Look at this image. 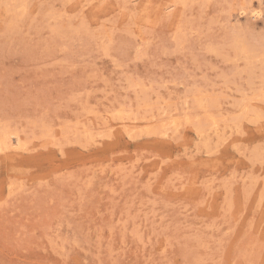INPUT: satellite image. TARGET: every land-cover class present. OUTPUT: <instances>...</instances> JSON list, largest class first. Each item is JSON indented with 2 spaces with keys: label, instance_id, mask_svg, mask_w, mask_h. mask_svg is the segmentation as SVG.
Returning a JSON list of instances; mask_svg holds the SVG:
<instances>
[{
  "label": "rangeland",
  "instance_id": "rangeland-1",
  "mask_svg": "<svg viewBox=\"0 0 264 264\" xmlns=\"http://www.w3.org/2000/svg\"><path fill=\"white\" fill-rule=\"evenodd\" d=\"M6 1L0 126L25 146L0 152V264H264V62L228 46L264 47V0ZM191 93L227 121L198 134Z\"/></svg>",
  "mask_w": 264,
  "mask_h": 264
},
{
  "label": "bare ground",
  "instance_id": "bare-ground-1",
  "mask_svg": "<svg viewBox=\"0 0 264 264\" xmlns=\"http://www.w3.org/2000/svg\"><path fill=\"white\" fill-rule=\"evenodd\" d=\"M122 1H124V0H122ZM174 1H176V0H174ZM187 0H182L181 2L182 3H185ZM193 1V0H192ZM196 1V0H195ZM244 1V0H243ZM243 1H242V3H243ZM245 2V1H244ZM6 3H8V5H9V8H11V10H13V13H12V19H15V17H17V16H21L22 15V13L24 12H22V11H20V10H24V5H22V3L21 2H19L18 0H7L6 1ZM24 3V2H23ZM250 3V2H249ZM252 3V2H251ZM192 4V3H191ZM155 6V5H154ZM172 6H173V4H172ZM231 6H232V4H231ZM158 7V6H157ZM171 6L170 5H167V6H164V8H157V13H159V14H161L162 13V11L163 10H167V9H169ZM183 7V6H182ZM184 8H185V6H184ZM17 11H20L19 12V14H18V12ZM154 11V10H153ZM168 11V10H167ZM132 12H134V11H132ZM262 1L261 0H257V4L256 5H253V4H249V5H242V4H240L239 5V8H238V14L239 15H244V14H249V13H251V17L253 18V19H256V18H259V17H261V15H262ZM16 13V14H15ZM155 13H156V11H155ZM200 13V12H199ZM16 16H15V15ZM21 14V15H20ZM50 14H52V13H50ZM49 15V14H48ZM56 15V14H55ZM50 16H53V15H50ZM58 16V15H57ZM22 17V16H21ZM49 17V16H48ZM138 19H139V16L137 17ZM146 19H148V17L146 18ZM186 19H189V18H186ZM11 20V19H10ZM9 20V21H10ZM19 20V19H18ZM13 22H14V20H13ZM10 23H12V22H10ZM84 24V23H83ZM82 24V25H83ZM180 25V24H179ZM185 25V24H184ZM187 25V24H186ZM169 26V25H168ZM233 26V25H232ZM69 27V26H68ZM71 27L72 26H70L69 28H67V31L68 30H71ZM75 27V26H74ZM82 26H79V28H81ZM84 27V26H83ZM86 27V26H85ZM88 27H89V25H88ZM78 27H77V29H79ZM87 28V27H86ZM85 28V29H86ZM73 29V28H72ZM84 29V30H85ZM192 29V28H191ZM190 29V30H191ZM233 29V28H232ZM58 30V29H57ZM60 30V29H59ZM80 30V29H79ZM81 30H83V28H81ZM83 30V31H84ZM88 30V29H87ZM179 30V29H178ZM235 30V29H234ZM238 30V29H237ZM237 30H236V32H237ZM72 31H74V29L73 30H71V32ZM240 31V30H239ZM76 32V31H75ZM77 32H79V31H77ZM191 32V31H190ZM194 32V31H193ZM56 33H58V36H59V34H61V32L59 33V32H56ZM83 33H85V32H83ZM91 33V32H90ZM80 34V33H79ZM178 35H179V33H177ZM185 34V33H184ZM61 35H64V34H61ZM90 35H94L93 33L92 34H90ZM227 35V34H226ZM225 35V36H226ZM180 36V35H179ZM244 36V35H243ZM243 36H241L239 33L237 34V33H234V34H232V37H231V39L229 40V48H230V50L232 51V58H230V59H232L233 60V62H235V61H237V60H243L244 62L243 63H246L247 62V65L248 64H250V65H252V64H254V63H257L258 61L259 62H264V47H262V48H257V47H255L253 44H251L248 40H246V38L245 37H243ZM92 37V36H91ZM175 37V36H174ZM184 38V37H183ZM225 38H227V37H225ZM176 39V38H175ZM181 39V38H180ZM179 39V40H180ZM172 40V39H171ZM174 41H176L177 42V39L176 40H174ZM183 41V40H182ZM227 41V40H226ZM180 42V41H179ZM179 42L178 43H175V45L176 44H179ZM263 42V41H262ZM181 43V42H180ZM183 43H184V41H183ZM221 46V45H220ZM219 47V46H218ZM221 48V47H220ZM212 49H213V47H212ZM261 51H260V50ZM217 52V51H216ZM219 53H221V52H219ZM223 54V53H222ZM223 56V55H222ZM226 56H227V59H228V54L227 55H225V58H226ZM223 58H224V56H223ZM224 58V59H225ZM227 59H225V60H227ZM258 66V65H257ZM244 67V66H243ZM242 67V68H243ZM262 67V66H261ZM245 68V67H244ZM260 68V67H259ZM262 68H264V67H262ZM241 71V70H240ZM243 72V71H242ZM252 72V71H251ZM264 72V71H263ZM250 73V72H249ZM262 74V73H261ZM232 76H233V74H232ZM228 78V77H227ZM247 79H248V76H247ZM261 79H262V76H261ZM132 80V79H131ZM225 80H226V78H225ZM260 80V79H259ZM140 81V80H139ZM263 81V80H262ZM132 82V84H134L133 83V81H131ZM227 82V81H226ZM141 83V82H140ZM195 83V82H194ZM249 83V82H248ZM131 84V85H132ZM236 84V83H235ZM240 84V83H239ZM262 83H260V85H261ZM247 85V84H246ZM136 85L134 84V87H135ZM226 86V85H225ZM237 86V85H236ZM243 86V85H242ZM131 87V86H130ZM133 87V88H134ZM192 87V86H191ZM132 88V87H131ZM132 88V89H133ZM142 88V87H141ZM140 88V89H141ZM143 88H144V85H143ZM142 88V89H143ZM146 88V87H145ZM188 88V87H187ZM190 88V87H189ZM194 88V87H193ZM203 88V87H202ZM241 88V87H240ZM257 88V87H256ZM192 89V88H191ZM196 89V88H195ZM201 89V88H200ZM199 89V90H200ZM261 89V88H260ZM135 90V89H134ZM186 90V89H185ZM240 90V89H239ZM262 90V89H261ZM139 91V90H138ZM142 93H143V91H144V89H143V91L142 90H140ZM139 91V92H140ZM205 91V90H204ZM242 91V90H241ZM253 91V90H252ZM260 91V90H259ZM258 91V92H259ZM140 92V93H141ZM197 92V91H196ZM206 92V91H205ZM243 92V91H242ZM241 92V93H242ZM190 93V92H189ZM200 93V92H199ZM198 93V94H199ZM244 94H245V92H243ZM255 93V91L253 92V94ZM191 94H193L191 97L194 99V101H195V103H196V105H197V107H201V108H203V109H205V110H203V111H205L204 112V116H202L201 115V117H203V118H198L197 116L195 117V116H192L193 118H189V120L191 121V122H193L194 123V129L197 131V133L198 134H206L207 132V130H210V129H213V130H217V127H218V125H219V121L221 120V118L222 117H224V116H222L221 118L219 117L218 118V116H216L215 114L216 113H213L212 111H211V108L213 109V108H215L216 106H217V103L219 104V101H218V99H217V96L215 97V96H212V95H201V94H197L196 95V97L194 98V93H191ZM211 94V93H210ZM146 95V94H145ZM242 95V94H241ZM252 95V94H251ZM261 95V98L263 99L264 98V90H263V92L260 94ZM219 96V95H218ZM248 96V95H247ZM253 96H255V95H252V97L250 96V98H254ZM257 96V95H256ZM146 97V96H145ZM184 97V96H183ZM186 97V96H185ZM188 97V96H187ZM186 97V98H187ZM258 97V96H257ZM260 97V96H259ZM259 97H258V99L257 100H259ZM147 98V97H146ZM185 98V99H186ZM142 99V98H141ZM145 99V98H144ZM188 99V98H187ZM241 99V98H240ZM239 99V100H240ZM255 99V98H254ZM252 100V99H251ZM146 101V100H145ZM193 101V100H192ZM194 101H193V103H194ZM241 103H240V105L238 104V107L240 106V112H241V116L243 117V116H246L248 113H249V111L250 110H252V108H251V106H250V104H249V97H247L246 98V95H245V98H242L241 100ZM141 102H143V100L141 101ZM144 103V102H143ZM142 103V104H143ZM183 103L185 104L186 103V101H183ZM192 103V102H191ZM138 104V103H137ZM142 104L140 105V106H142ZM149 104V103H148ZM237 105V104H236ZM144 106V105H143ZM119 107H120V105H119ZM123 107V106H122ZM220 107V106H219ZM124 108V107H123ZM221 108V107H220ZM125 109V108H124ZM131 111V110H130ZM126 112L125 110H123V109H118V110H116V112L115 113H117V115L118 114H120L121 116H123V117H125V113H127V114H129V113H131V112ZM200 111V110H199ZM215 111H217V110H215ZM199 113V112H198ZM198 113H196V114H198ZM218 113L219 112H217V115H218ZM225 113H227V112H225ZM219 114H221V113H219ZM227 114H229V113H227ZM119 115V116H120ZM130 115V114H129ZM234 115L236 116V113L235 114H233V116L232 117H234ZM188 116V115H187ZM199 116V115H198ZM229 116V115H228ZM133 118H134V116H132ZM161 117H163V115H161ZM119 119H120V117H118ZM122 118V117H121ZM126 118H129L130 119V116H126ZM229 118V117H228ZM230 118H231V116H230ZM136 119V118H135ZM238 119H240L239 118V116H238V118L236 119L235 117L234 118H232V121L235 123V120H238ZM187 121H188V118L186 119ZM223 120V119H222ZM121 121H122V119H121ZM123 121H124V119H123ZM130 121H131V119H130ZM134 121V120H133ZM173 121H175V120H172V122ZM224 121H227V118H225L224 117ZM230 121V120H229ZM157 122H158V120H157ZM189 122V121H188ZM190 122V123H191ZM165 124V122H162L161 121V123H158L161 127H163V125ZM192 123V124H193ZM158 124H157V127L155 126V130H154V132H156V131H158V127L159 128H161L160 126H158ZM222 124H224V123H222ZM1 125V124H0ZM2 125H4V123H2ZM233 125V124H232ZM239 125V124H238ZM229 126V125H228ZM234 126H237L236 124L234 125ZM152 128H153V126H151ZM221 127V126H220ZM222 128V127H221ZM128 129V128H127ZM157 129V130H156ZM223 129V128H222ZM221 129V130H222ZM85 130V129H84ZM83 130V131H84ZM150 131H152L153 132V130L152 129H149ZM148 130V132H150ZM86 131H88V130H86ZM224 131V130H223ZM20 130L18 129V128H15V127H9L7 124H5L4 126H0V152H6V151H9L10 149H22V148H24V146H25V142H24V140H23V138H22V136H21V134H20ZM89 132V131H88ZM132 132H133V130H127V133H129L128 134V136H130V135H132ZM160 132V131H159ZM78 133V132H77ZM151 133V132H150ZM79 134H81L80 132H79ZM84 134V133H83ZM91 133H88L87 135H89L90 137H91V135H90ZM221 134V133H220ZM126 135V134H125ZM86 135H84V137H85ZM206 137H207V135H205ZM215 136H216V132H215ZM218 136V135H217ZM204 138V137H203ZM208 140L209 139H207V140H205L204 142H208ZM207 142H206V144H207Z\"/></svg>",
  "mask_w": 264,
  "mask_h": 264
}]
</instances>
